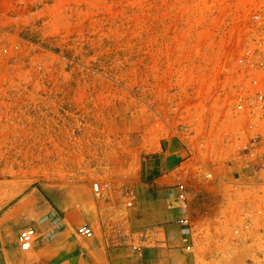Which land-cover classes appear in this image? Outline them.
Instances as JSON below:
<instances>
[{
	"label": "rangeland",
	"instance_id": "374dc122",
	"mask_svg": "<svg viewBox=\"0 0 264 264\" xmlns=\"http://www.w3.org/2000/svg\"><path fill=\"white\" fill-rule=\"evenodd\" d=\"M255 12L264 0H0L6 250L18 234L8 211L29 194L54 208L82 200L95 234L126 248L149 201L141 166L180 137L170 186L186 183L174 206L189 217L187 251L197 264H264V169H249L233 108L236 59L264 40Z\"/></svg>",
	"mask_w": 264,
	"mask_h": 264
},
{
	"label": "crops",
	"instance_id": "0c3cea01",
	"mask_svg": "<svg viewBox=\"0 0 264 264\" xmlns=\"http://www.w3.org/2000/svg\"><path fill=\"white\" fill-rule=\"evenodd\" d=\"M156 152L157 156H149L141 166L147 181L143 182L144 195L149 201L142 210L133 211L126 248L113 238L109 241L95 234L82 213V200L72 197L69 205L54 208L29 194L20 198L8 215H17V231L33 226L37 238L28 252L18 243L8 251L0 242V264H197L196 256L185 248L189 238L184 240L183 225L178 221L186 212L169 204L175 192L170 185L183 163L185 147L176 137L161 141ZM83 224L92 227V236H80L77 228Z\"/></svg>",
	"mask_w": 264,
	"mask_h": 264
},
{
	"label": "built area",
	"instance_id": "2783aa9c",
	"mask_svg": "<svg viewBox=\"0 0 264 264\" xmlns=\"http://www.w3.org/2000/svg\"><path fill=\"white\" fill-rule=\"evenodd\" d=\"M256 21L264 19L260 12L253 13ZM237 67L241 75L240 90L233 102V108L240 112L246 119L243 132L249 134L243 145V149L250 157L249 169L257 171L264 169V40L258 41L243 49L236 59ZM93 189L99 190V183H93ZM175 192L169 200V204L184 203L186 198V183L178 180L175 183ZM182 208H184L182 206ZM260 211V210H259ZM183 225L185 241H188L191 232L189 217L183 215L178 220ZM77 232L83 236L93 235V229L87 224L80 225ZM37 236L33 226H26L18 231L17 243L21 250L31 249ZM189 250L191 244H186Z\"/></svg>",
	"mask_w": 264,
	"mask_h": 264
}]
</instances>
